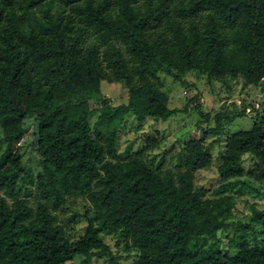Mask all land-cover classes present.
Here are the masks:
<instances>
[{"label": "trees", "instance_id": "16d2710c", "mask_svg": "<svg viewBox=\"0 0 264 264\" xmlns=\"http://www.w3.org/2000/svg\"><path fill=\"white\" fill-rule=\"evenodd\" d=\"M189 75L264 89V0H0L1 136L20 142L34 116L40 166L29 170L19 148L0 166V264H87L109 250L101 234L120 236L134 264H264V208L231 221L249 180L264 181V108L249 130L224 137L215 160L220 138L190 141L177 170L144 158L154 138L118 151L127 117L180 112L165 80L194 86ZM86 77L120 84L127 101L110 105ZM236 117L218 113L206 133L218 137ZM214 161L210 197L195 175ZM70 198L84 211L61 221ZM231 228L222 250L218 233Z\"/></svg>", "mask_w": 264, "mask_h": 264}, {"label": "rangeland", "instance_id": "374dc122", "mask_svg": "<svg viewBox=\"0 0 264 264\" xmlns=\"http://www.w3.org/2000/svg\"><path fill=\"white\" fill-rule=\"evenodd\" d=\"M187 80L194 86L185 87L174 83L170 78L165 80L164 89L169 92V107L180 111L168 120L154 121L148 118L143 122H138L132 116L126 118L121 126L118 139L120 153H125L127 150L137 151L146 139L154 138L157 144L144 151V158H153L156 161L163 158V168L177 170L179 169L177 168L179 152L190 141L203 140V142L211 143L216 138H220V146L214 144L212 148L215 160L224 150V137L238 131L249 130L255 117L262 113L264 89L261 83L258 86H245L241 81H235L231 87H227L218 82L209 84L203 78L196 80L191 75L187 77ZM84 85L90 92L97 93L100 98L112 106L127 101V90L120 84L102 81L97 85L89 77H86ZM244 109L245 115H241ZM218 113L237 115L238 117L228 125L225 124L222 134L217 137L215 134H207L206 131L214 128L213 118ZM205 115L209 116V121L204 119ZM24 131L23 139L20 142H8L2 139L0 130V166L10 151L19 148L23 164L34 174H37L40 171V166L36 151L37 120L34 116L26 117ZM213 163L212 167L200 170L195 175L196 186L206 189L207 196L210 197L214 196L212 191L220 185L219 177L216 174L217 161ZM244 166L247 167V163ZM249 186L246 191L237 195L231 218L234 223L237 221L246 222L256 212L264 208V181L258 182L250 179ZM85 203L86 201L81 198H70L69 209L60 216L61 221L66 220L74 213H82ZM84 225V221L80 219L76 225V235L81 233ZM236 233L232 228L218 233L219 245L222 250H224L228 238H232ZM255 235H257V239L260 238L258 231ZM100 238L109 250L100 258L92 256L87 264H134L137 261L136 253L124 248L119 241V239L121 240L120 236L101 234ZM74 262L82 264L80 258H76Z\"/></svg>", "mask_w": 264, "mask_h": 264}]
</instances>
